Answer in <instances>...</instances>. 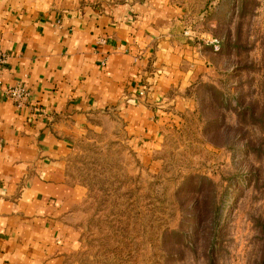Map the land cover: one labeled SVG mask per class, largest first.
Here are the masks:
<instances>
[{
  "label": "rangeland",
  "instance_id": "obj_1",
  "mask_svg": "<svg viewBox=\"0 0 264 264\" xmlns=\"http://www.w3.org/2000/svg\"><path fill=\"white\" fill-rule=\"evenodd\" d=\"M166 1L198 75L149 133L105 111L74 141L59 264H264V0Z\"/></svg>",
  "mask_w": 264,
  "mask_h": 264
},
{
  "label": "crops",
  "instance_id": "obj_2",
  "mask_svg": "<svg viewBox=\"0 0 264 264\" xmlns=\"http://www.w3.org/2000/svg\"><path fill=\"white\" fill-rule=\"evenodd\" d=\"M177 17L166 0H0L1 82L29 96L16 107L0 94V264H59L75 240L74 141L109 111L149 133L150 105L196 79Z\"/></svg>",
  "mask_w": 264,
  "mask_h": 264
},
{
  "label": "built area",
  "instance_id": "obj_3",
  "mask_svg": "<svg viewBox=\"0 0 264 264\" xmlns=\"http://www.w3.org/2000/svg\"><path fill=\"white\" fill-rule=\"evenodd\" d=\"M7 61V55L0 50V94L5 97L6 99H10L14 106L20 107L27 103L28 99V92L24 85L18 83L13 86H6L4 87L1 82L2 73L5 69ZM140 96H143V91H139L138 93Z\"/></svg>",
  "mask_w": 264,
  "mask_h": 264
}]
</instances>
